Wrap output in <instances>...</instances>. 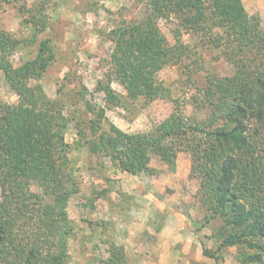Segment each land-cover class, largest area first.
Instances as JSON below:
<instances>
[{
	"label": "trees",
	"instance_id": "obj_1",
	"mask_svg": "<svg viewBox=\"0 0 264 264\" xmlns=\"http://www.w3.org/2000/svg\"><path fill=\"white\" fill-rule=\"evenodd\" d=\"M144 6L140 17L121 19L108 31L109 65L95 87L104 104L84 100L91 117L76 122L75 135L91 154L107 158L114 173L155 175L153 156L174 168L177 154L188 152L207 219L222 222L218 249L237 246L240 264H264V27L242 0H146ZM160 19H177L172 43ZM32 20L36 33L45 28ZM183 32L219 48L233 73L198 83L199 52L182 40ZM23 41L0 27V75L17 98H0V264H70L74 225L67 204L81 189L65 139L71 120L61 93L50 98L39 81L54 56L50 39L15 66L11 56ZM166 65L185 71L178 96L157 77ZM156 98L172 100L174 108L147 132H125L105 116L106 109H138ZM93 195L91 201L102 191ZM108 253L106 264L126 263L122 247L111 244Z\"/></svg>",
	"mask_w": 264,
	"mask_h": 264
},
{
	"label": "rangeland",
	"instance_id": "obj_2",
	"mask_svg": "<svg viewBox=\"0 0 264 264\" xmlns=\"http://www.w3.org/2000/svg\"><path fill=\"white\" fill-rule=\"evenodd\" d=\"M2 2L0 27L24 40L11 56L13 65L34 57L42 39H50L54 50L52 62L39 81L47 96L54 98L61 93L65 102L64 113L71 120L65 139L72 145L69 156L75 174L81 179L80 191L67 204L68 217L74 225L68 238L70 264H106L104 260L111 244L123 248L125 264H240L237 246L218 249L215 233L222 222L219 218L207 219L198 181L189 175L188 152L177 154L174 168L153 156L150 165L158 170L155 175L114 173L107 158L91 154L83 139L75 135L76 122L83 125L91 117L84 100L96 106L104 104L103 93L95 87L109 65L112 42L108 31L121 19L130 21L140 17L146 11V0ZM242 2L247 13L257 15L260 26L264 27V0ZM32 17L45 25L42 31L36 33ZM176 22L177 19L158 21L170 43L173 42L171 27ZM182 40L198 49L201 69L194 76L198 83L203 84L207 75L233 73L232 65L219 48L201 43L189 33L183 32ZM184 72L181 65H166L157 77L170 88L172 96H178L183 90ZM111 87L121 95L125 93L116 81L111 82ZM0 98L9 103L17 100L1 75ZM173 108L172 100L156 98L138 109H106L105 116L125 132H147ZM191 112L193 107L187 106L186 113ZM96 191H102V195L91 201ZM204 249L217 257L205 255Z\"/></svg>",
	"mask_w": 264,
	"mask_h": 264
}]
</instances>
